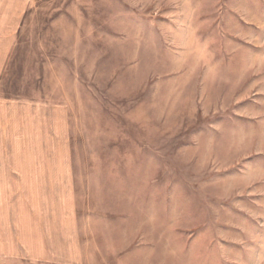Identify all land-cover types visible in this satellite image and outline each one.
Listing matches in <instances>:
<instances>
[{
  "label": "rangeland",
  "instance_id": "obj_1",
  "mask_svg": "<svg viewBox=\"0 0 264 264\" xmlns=\"http://www.w3.org/2000/svg\"><path fill=\"white\" fill-rule=\"evenodd\" d=\"M0 61V264H264V0H0Z\"/></svg>",
  "mask_w": 264,
  "mask_h": 264
},
{
  "label": "crops",
  "instance_id": "obj_2",
  "mask_svg": "<svg viewBox=\"0 0 264 264\" xmlns=\"http://www.w3.org/2000/svg\"><path fill=\"white\" fill-rule=\"evenodd\" d=\"M6 66V62L5 61H3V62H1L0 61V86H1V80H2V74H4L3 73V70H4V67ZM7 86V85H6ZM7 89V88H6ZM0 98H2V99H4L5 101L6 100H8V98H9V96L7 95V91L5 90V88H1L0 87ZM6 111V110H5ZM5 111L3 112V113H0V116L1 115H3L4 113H5ZM6 122V117L3 119V120H1L0 119V124L2 123V124H4ZM2 128V126H0V129Z\"/></svg>",
  "mask_w": 264,
  "mask_h": 264
}]
</instances>
